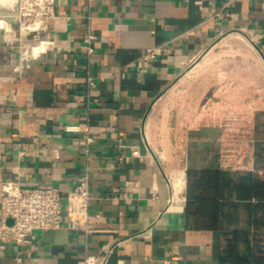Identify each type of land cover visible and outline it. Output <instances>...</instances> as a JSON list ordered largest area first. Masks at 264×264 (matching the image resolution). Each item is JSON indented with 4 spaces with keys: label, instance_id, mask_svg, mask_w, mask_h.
<instances>
[{
    "label": "crops",
    "instance_id": "1",
    "mask_svg": "<svg viewBox=\"0 0 264 264\" xmlns=\"http://www.w3.org/2000/svg\"><path fill=\"white\" fill-rule=\"evenodd\" d=\"M0 1V16L16 23L0 26V216L5 180L57 187L66 204L79 176L90 175L88 230L69 227L64 212L58 228L36 230L30 244L0 240V264H85L87 254L110 249L107 264H242L232 256L236 238L213 225L264 226V197L244 181L264 176L230 183L207 153L177 171L151 143L149 121L170 86L233 31L255 47V92L264 95V0H56L55 15L36 31L20 28L15 0ZM88 28L96 34L93 87ZM259 140L255 161L264 169ZM205 169L223 177L231 220L216 223L189 206V171ZM237 241L243 250L242 235Z\"/></svg>",
    "mask_w": 264,
    "mask_h": 264
},
{
    "label": "rangeland",
    "instance_id": "2",
    "mask_svg": "<svg viewBox=\"0 0 264 264\" xmlns=\"http://www.w3.org/2000/svg\"><path fill=\"white\" fill-rule=\"evenodd\" d=\"M250 41L241 32L223 35L198 65L190 66L170 86L160 111L152 112L151 143L161 158L171 156L172 161L164 159L169 167L177 166L178 171L194 161L203 163L198 159L207 153L217 155V166L229 172L230 183L238 174L246 176L257 171L264 176V169L258 168L255 161L259 139L264 142V95L255 92L254 77L259 69ZM228 206L230 212H235L233 201ZM224 219L231 217L226 213ZM248 234L254 247L253 264H264V226Z\"/></svg>",
    "mask_w": 264,
    "mask_h": 264
},
{
    "label": "built area",
    "instance_id": "3",
    "mask_svg": "<svg viewBox=\"0 0 264 264\" xmlns=\"http://www.w3.org/2000/svg\"><path fill=\"white\" fill-rule=\"evenodd\" d=\"M56 0H19L15 19L23 31H36L55 15ZM96 34L88 28L83 42L87 57V84L95 85L90 64L95 52ZM53 41H48V43ZM46 46V45H45ZM43 47V49L45 48ZM68 131L80 130V126L66 125ZM90 140L91 138L88 137ZM54 186L22 185L19 180H5L1 185L0 240L15 244H30L36 239L38 229L58 228L66 212L68 226L88 230L90 219V175L86 171L79 176L75 188L66 196ZM111 249L100 258L87 254L85 264H107Z\"/></svg>",
    "mask_w": 264,
    "mask_h": 264
},
{
    "label": "trees",
    "instance_id": "4",
    "mask_svg": "<svg viewBox=\"0 0 264 264\" xmlns=\"http://www.w3.org/2000/svg\"><path fill=\"white\" fill-rule=\"evenodd\" d=\"M189 175L193 177L189 178V200L192 202L190 204L197 205L196 214L199 216L211 215V220H216L219 222L221 216H226L225 206L226 202L221 200L220 197L223 193L222 184L223 177L219 175V171L214 170H190ZM246 189L253 195L259 198L264 197V180L259 179V177L252 178L251 176L245 177ZM199 190V192H197ZM255 224L256 220H252ZM216 229H223L226 233L233 234L236 238L235 245L233 247L232 256L234 260L242 264H253L254 263V247L250 244V234L248 232L252 228H242V229H231L227 227H220L218 225H213ZM258 228V227H255ZM242 234H246L243 237V241L246 243L245 249L240 250L238 247V238Z\"/></svg>",
    "mask_w": 264,
    "mask_h": 264
},
{
    "label": "bare ground",
    "instance_id": "5",
    "mask_svg": "<svg viewBox=\"0 0 264 264\" xmlns=\"http://www.w3.org/2000/svg\"><path fill=\"white\" fill-rule=\"evenodd\" d=\"M1 4V1H0ZM14 8V7H13ZM11 10V9H10ZM3 11V10H2ZM5 12V11H4ZM12 13V12H11ZM13 14V13H12ZM9 15V14H7ZM0 26H8L10 27V21L5 19L4 17L0 16ZM251 42V41H250ZM252 43V42H251ZM42 45H36L35 49L38 50L39 48H41Z\"/></svg>",
    "mask_w": 264,
    "mask_h": 264
},
{
    "label": "water",
    "instance_id": "6",
    "mask_svg": "<svg viewBox=\"0 0 264 264\" xmlns=\"http://www.w3.org/2000/svg\"><path fill=\"white\" fill-rule=\"evenodd\" d=\"M18 2H19V0H15V2H14L15 7L18 6ZM13 13H15V12H13ZM7 20H9L12 24H16L15 20L13 18H7Z\"/></svg>",
    "mask_w": 264,
    "mask_h": 264
}]
</instances>
